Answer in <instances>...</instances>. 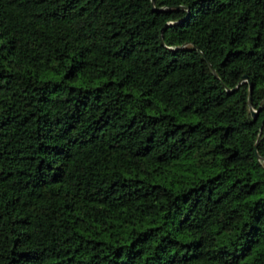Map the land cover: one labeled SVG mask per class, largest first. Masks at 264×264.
<instances>
[{
	"label": "trees",
	"instance_id": "16d2710c",
	"mask_svg": "<svg viewBox=\"0 0 264 264\" xmlns=\"http://www.w3.org/2000/svg\"><path fill=\"white\" fill-rule=\"evenodd\" d=\"M0 264H264V0H0Z\"/></svg>",
	"mask_w": 264,
	"mask_h": 264
},
{
	"label": "water",
	"instance_id": "95a60500",
	"mask_svg": "<svg viewBox=\"0 0 264 264\" xmlns=\"http://www.w3.org/2000/svg\"><path fill=\"white\" fill-rule=\"evenodd\" d=\"M161 39H162V38H161ZM206 62H207V64H208V67L212 70V73L215 75V72H214L213 68L211 67V65L209 64V62H208L207 59H206ZM242 81H246V76H245V75L242 76ZM251 89H252V86L249 84V92H248L249 105L251 104ZM250 112H251L252 117L255 119V118H256V112H257V111L254 110V109H252V108H250ZM257 144H258V142H256L255 145H254L255 149H256V147H257ZM257 157L259 158L258 155H257Z\"/></svg>",
	"mask_w": 264,
	"mask_h": 264
}]
</instances>
